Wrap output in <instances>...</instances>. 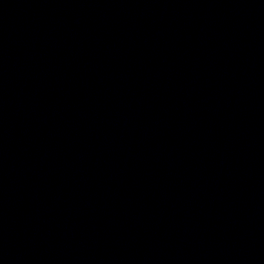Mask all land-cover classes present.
<instances>
[{
  "label": "water",
  "instance_id": "water-1",
  "mask_svg": "<svg viewBox=\"0 0 264 264\" xmlns=\"http://www.w3.org/2000/svg\"><path fill=\"white\" fill-rule=\"evenodd\" d=\"M0 264H264V140L163 0H0Z\"/></svg>",
  "mask_w": 264,
  "mask_h": 264
}]
</instances>
